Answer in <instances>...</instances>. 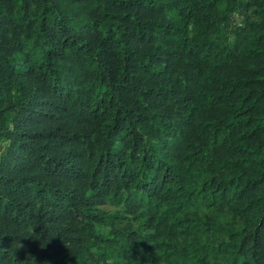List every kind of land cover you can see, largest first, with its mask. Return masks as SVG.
<instances>
[{
  "label": "trees",
  "instance_id": "16d2710c",
  "mask_svg": "<svg viewBox=\"0 0 264 264\" xmlns=\"http://www.w3.org/2000/svg\"><path fill=\"white\" fill-rule=\"evenodd\" d=\"M0 264H264V0H0Z\"/></svg>",
  "mask_w": 264,
  "mask_h": 264
},
{
  "label": "rangeland",
  "instance_id": "374dc122",
  "mask_svg": "<svg viewBox=\"0 0 264 264\" xmlns=\"http://www.w3.org/2000/svg\"><path fill=\"white\" fill-rule=\"evenodd\" d=\"M240 15H238V14H236V15H234L233 16V18H232V22H231V24H230V29L232 30V29H234L235 28V26L237 25V24H239V21H240ZM233 31V30H232Z\"/></svg>",
  "mask_w": 264,
  "mask_h": 264
}]
</instances>
